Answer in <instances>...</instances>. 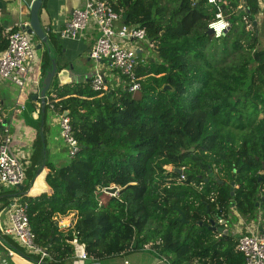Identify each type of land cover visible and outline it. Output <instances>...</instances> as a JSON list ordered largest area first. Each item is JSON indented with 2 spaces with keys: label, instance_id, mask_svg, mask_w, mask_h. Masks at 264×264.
<instances>
[{
  "label": "trees",
  "instance_id": "1",
  "mask_svg": "<svg viewBox=\"0 0 264 264\" xmlns=\"http://www.w3.org/2000/svg\"><path fill=\"white\" fill-rule=\"evenodd\" d=\"M107 1L121 23L145 28L153 43L136 59L140 88L131 93L124 75L123 85L108 90L93 89L91 78L60 85L54 77L44 105L31 95L25 118L38 109L32 122L38 134L23 188L0 186V212L15 196L27 203L49 264H72L74 237L91 260L150 248L164 264H242L239 235L228 224L239 216L255 220L259 210L264 219V47L253 24L258 2ZM218 10L230 26L215 37L207 30ZM46 33L54 53L61 51L51 29ZM7 44L0 23V53ZM45 46L42 77L51 65ZM49 107L70 119L78 143L59 167L44 154L41 122ZM3 120L0 96V142ZM42 165L49 191L29 195ZM112 185L115 194L106 192ZM66 218L69 224H60ZM211 220L228 231L211 228Z\"/></svg>",
  "mask_w": 264,
  "mask_h": 264
},
{
  "label": "built area",
  "instance_id": "2",
  "mask_svg": "<svg viewBox=\"0 0 264 264\" xmlns=\"http://www.w3.org/2000/svg\"><path fill=\"white\" fill-rule=\"evenodd\" d=\"M222 0H208L209 3L218 4ZM262 7L264 0H256ZM28 20L18 22L17 30L4 27L7 33L8 44L0 53V78L13 82L22 88L27 79L28 65L39 55L36 52V35L28 33L24 26ZM94 25L98 35L94 40L89 57L94 61V70L91 76V85L95 90H108L106 74L103 63L109 70H115L124 75L128 81L129 91L134 93L140 88L138 77L135 73L137 63V49L144 51L140 46H134L132 41H139L146 47H153L147 36L146 29L139 26H127L121 23L120 14L115 11L107 0H84V5L72 9L70 17L56 33L60 39H79L85 30ZM230 26L229 20L221 10L215 14L208 28L213 30L215 37L221 36ZM123 83L125 80L123 79ZM60 134L68 146V155L72 157L78 150V143L72 134L70 119L59 114ZM8 129L0 142V186L17 188L25 180V159L10 148ZM25 165V166H24ZM8 224L4 228L5 234L12 235L18 245L27 252L38 255L39 259L33 264H49L51 258L47 250L35 240L27 214V203H22L19 196H15L7 208ZM0 236V240H1ZM74 247L72 264H87L85 244L76 237L70 241ZM5 243L8 255H16L17 251ZM236 249L244 255L242 264H264V227L249 230L239 235ZM155 252V251H154ZM125 254L124 252L119 254ZM98 260L91 262L97 263ZM91 264V263H90ZM125 264L128 261L125 260Z\"/></svg>",
  "mask_w": 264,
  "mask_h": 264
},
{
  "label": "crops",
  "instance_id": "3",
  "mask_svg": "<svg viewBox=\"0 0 264 264\" xmlns=\"http://www.w3.org/2000/svg\"><path fill=\"white\" fill-rule=\"evenodd\" d=\"M5 3L0 10V23L4 27H13L18 22L25 20L28 17L29 6L33 0H1ZM240 5L243 6L245 0H239ZM84 5V0H43L41 9L39 11L40 19L43 27L50 30L54 34L56 40L61 46V51L56 50V61L59 70H66L67 76L71 82H85L89 80L93 74L94 61L89 57V50L98 35V31L94 25H90L79 39H60L57 36L56 31L61 28L64 23L70 17L71 11L75 7H81ZM264 38V28H263ZM134 46H140L144 49L145 55L147 53L146 45L139 41H132ZM259 44L261 48L264 47V41L259 36ZM45 46V45H44ZM44 46L37 52L39 55L36 60L32 61L28 65L27 79L25 85L20 88L13 82L0 78V96L3 102V123L2 135H4V129H8L10 148L13 152L19 154L21 159L25 161L29 158L32 143L36 139L38 129L32 124L38 116V109L34 112H29V121L25 118V112L28 111V98L31 95H39V88L42 79L41 72V59L44 51ZM46 47V46H45ZM103 70L106 74V83L108 88H116L123 85V78L118 71L109 70L106 68V64L103 63ZM55 81L61 82L56 77ZM47 99V95H46ZM35 101V100H34ZM37 106L41 105V101L37 98ZM42 110H44L42 108ZM45 125L46 142L45 152L47 160L53 165L59 167L70 160L68 155V146L62 139L60 134L59 115L52 111V108H47V111L42 119L41 126ZM48 168L42 165L39 173L30 183L27 193L29 195H35L43 191H49V187L45 182V175ZM236 212V211H234ZM64 225H68L69 218L63 219ZM7 208L0 212V264H33L32 260L21 254L13 245H18L15 238L10 234L4 233V228L7 226ZM231 224V225H230ZM230 225V226H229ZM231 232L237 235L254 230L256 228L264 227V219L257 217L255 220L247 221L246 218L239 216V218L228 224ZM227 228V227H226ZM227 228V229H229ZM13 242V244H12ZM5 243L14 248L17 251L16 255H8ZM6 245V246H7ZM154 253L155 257L158 256L157 261L159 264L167 263L166 259L157 255L149 248L144 249ZM142 250V251H144ZM138 252V251H137ZM131 252H125V254L117 255L114 257L98 260L97 263L91 262V264H117L112 262L114 258L125 257ZM157 255V256H156ZM155 261L156 259L153 258ZM124 258L123 263L125 264ZM150 261V264H153Z\"/></svg>",
  "mask_w": 264,
  "mask_h": 264
},
{
  "label": "water",
  "instance_id": "4",
  "mask_svg": "<svg viewBox=\"0 0 264 264\" xmlns=\"http://www.w3.org/2000/svg\"><path fill=\"white\" fill-rule=\"evenodd\" d=\"M42 2H43V0H33L32 1V3L29 6L28 17H26V19H25V20L29 21V24L24 26V29L28 33L33 32L36 35V37H37L36 48L41 49L42 44H45L47 46L46 48H47V50L51 56L50 68L48 69V71L45 73V75L41 79L40 88H39V95H35V94L32 95L33 100H36L37 98H39L41 101V105H44V103L46 101V92L50 88V85L53 81V78L57 77L59 79V81L61 82V84H65L67 81H70V79L68 77L66 78V76L68 74L66 70H58L56 55L54 53V50L48 45V37H47V33H46L47 29H45L43 27V24L41 22L40 15H39V11L41 9ZM2 5L4 6L5 3L0 0V8H2ZM253 24L254 25L257 24L256 19L253 21ZM207 33L213 34V30L208 28ZM137 53L139 56H145V52L141 51L140 49H137ZM165 88H167V87H165ZM44 154H46L45 145H44ZM178 170H179V172H181V169H178ZM233 184L234 183H232L231 191L233 190ZM17 188L22 189L23 184L18 185ZM118 190L119 189L116 185H112V186L106 188V192L110 193V194H115ZM182 220H184V216L182 217ZM210 227L213 229H218V231L223 232V233H226L228 231V229L226 227L217 226L214 220H211ZM91 261H92L91 259H87L86 263L90 264Z\"/></svg>",
  "mask_w": 264,
  "mask_h": 264
},
{
  "label": "rangeland",
  "instance_id": "5",
  "mask_svg": "<svg viewBox=\"0 0 264 264\" xmlns=\"http://www.w3.org/2000/svg\"><path fill=\"white\" fill-rule=\"evenodd\" d=\"M260 12L257 14L256 16V20H257V25L258 28L260 30V37L261 39L264 41L263 38V28H264V5L262 7H260ZM250 28V26H249ZM33 41H37V37H34ZM136 42V41H135ZM259 47H261V45L259 44ZM36 52H40V49L36 48ZM148 53H152L151 50H148ZM37 58V57H36ZM36 60V59H35ZM255 63L253 62V64L251 65V70L254 68ZM25 166V165H24ZM26 167V166H25ZM257 217L262 218V213L261 210L258 211V215ZM231 223V222H230ZM60 224L64 225V220L60 221ZM231 225V224H230ZM229 225V226H230ZM24 249V248H23ZM150 249V248H149ZM25 250V249H24ZM157 256V255H156ZM158 257V256H157ZM124 258H127L130 262V264H150V261H153L155 258L154 253H151L150 251H136V252H131L130 254H128L125 257H120V258H114V260L112 262L116 263H123ZM165 259V258H164ZM153 264H159L157 260L153 261Z\"/></svg>",
  "mask_w": 264,
  "mask_h": 264
}]
</instances>
